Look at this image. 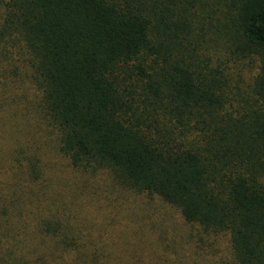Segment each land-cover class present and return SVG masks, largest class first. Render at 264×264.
Segmentation results:
<instances>
[{"label":"trees","instance_id":"16d2710c","mask_svg":"<svg viewBox=\"0 0 264 264\" xmlns=\"http://www.w3.org/2000/svg\"><path fill=\"white\" fill-rule=\"evenodd\" d=\"M124 193L264 264V0H0V264H144Z\"/></svg>","mask_w":264,"mask_h":264},{"label":"rangeland","instance_id":"374dc122","mask_svg":"<svg viewBox=\"0 0 264 264\" xmlns=\"http://www.w3.org/2000/svg\"><path fill=\"white\" fill-rule=\"evenodd\" d=\"M103 178L108 183L110 182L106 175ZM123 195L125 199H122L121 205L129 232L131 235L136 236L135 239H138L145 246V252L142 255L144 264H166V262L164 263V260H166L164 247L160 244L159 248H157L154 242L158 241L161 232H163L165 239L163 242H169V244L180 243L187 259L190 258L193 251V243L187 241L188 227L176 210L163 203L156 196L148 198L129 193H124ZM143 213L146 214L144 215ZM150 248L155 252L154 255L149 254ZM216 249L218 250V254L215 259L218 260L223 257L222 255L225 252L224 242L219 241Z\"/></svg>","mask_w":264,"mask_h":264}]
</instances>
